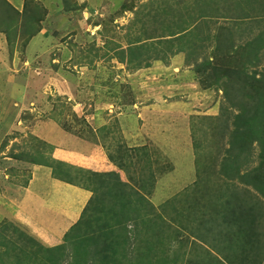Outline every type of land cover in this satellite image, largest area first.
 <instances>
[{
  "label": "rangeland",
  "instance_id": "obj_1",
  "mask_svg": "<svg viewBox=\"0 0 264 264\" xmlns=\"http://www.w3.org/2000/svg\"><path fill=\"white\" fill-rule=\"evenodd\" d=\"M73 1L66 10L60 0H0V251L17 256L0 264L64 255L73 219L53 228L61 203L54 219L33 206L53 193L35 177L46 164L98 193L122 184L123 197L102 203L123 223L138 218L122 264H264V198L240 179L245 167L229 178L241 138L226 136L250 103L264 116L260 96H246L263 76L254 21H264V0ZM256 131L243 139L247 169L258 166ZM99 160L115 171L104 183ZM34 241L61 249L38 257Z\"/></svg>",
  "mask_w": 264,
  "mask_h": 264
},
{
  "label": "trees",
  "instance_id": "obj_2",
  "mask_svg": "<svg viewBox=\"0 0 264 264\" xmlns=\"http://www.w3.org/2000/svg\"><path fill=\"white\" fill-rule=\"evenodd\" d=\"M60 1H61V4L63 5V9L65 8L66 10H68V7H71V6L73 7L76 4V2L73 0H60ZM77 11L78 10H75L74 12H77ZM259 19L260 17H258L256 20L254 18L253 20H255L254 23H257L256 27H258L259 30H261L264 28V21L257 22ZM259 36H258V39H263L262 37H264V32L259 33ZM258 39H255V43L259 41ZM262 47L264 48V44H262ZM257 60L258 59L255 58L253 61H257ZM262 74H263L262 80L260 79L255 80L254 78H252V80H254V86L250 88L251 89L250 91H247V95H246V96L249 95V98L251 99L253 98L251 93H253V94H256V96L259 95L261 98V101H264V70ZM250 104H249V108L246 106V107H243L242 109L246 111V113H249V115L247 116L243 115L244 118L241 121L242 125L238 126L236 122L235 123V125L237 126L236 130L232 131L230 135H226L228 137V140H227L228 143H231V144L241 138L240 145L236 146V150H238V154L235 158L231 159L233 160V167L231 170H229L230 171L229 174L231 175L229 178H234L233 174H236V175L239 174L240 166H242V168L245 167L243 169L247 170L245 172L246 174L243 175V177L240 179H243L246 182V185H250L254 190H256V192L259 193V195H261L264 198V128H263L264 127V116H262V113L254 114L250 112L251 110ZM254 109L257 110L256 106H254ZM263 110H264V104H263ZM240 118H241L240 116L234 117V121L240 120ZM244 125L246 127H250V128H247L246 132H244L245 131ZM257 127L258 128L260 127L259 130H257L258 129ZM254 130L255 131L257 130L256 131L257 136L255 137L254 140H252L251 144L256 143L260 150L257 154L258 166L256 168L247 169L249 168L248 167L249 163H251L250 161L247 163V161L248 159L250 160L251 156H249L250 155L249 153L244 154L242 152V150L245 149L242 147L243 139L245 138V136L246 137L248 136L246 134L255 133ZM230 150L231 148L226 151V154L228 153V156L222 159L220 168L223 165V163L227 162L230 159L229 157L232 155V153H230ZM244 155H246V157L241 159V157ZM101 178L102 179H98L97 182L102 180L101 183H104L105 178L104 179L103 177ZM121 185H122L121 183H118V184L112 183V189L110 188L109 190H104L99 193L96 192L94 189H89V191L92 192L91 200L87 204L89 207L87 206V208L86 207L84 208L77 223H75L69 229V231L65 234L63 238V244H62L63 245L62 251L64 252V255L63 256L58 255V257H61L62 259H60L56 264H63L62 260L67 264H122V262H119L120 255L118 254V249L122 248L123 250V249H126V247L128 246L127 248L129 250V248H132L131 243H136L138 218L137 217H135L134 219L130 218L126 222L123 223L122 221L116 219L118 218L119 214L122 212H118V211L117 212H114V211L105 212L104 208L108 204L106 205L102 204L103 198H106L108 196H111L114 198L120 195V189L121 187H123ZM124 195L125 194H123V191H122L120 198L123 197ZM98 197H101V199ZM230 197H232V195H230ZM94 198L98 206L97 210L92 208L91 206ZM107 217H110V219H115V224L110 225V226L107 225L103 228L101 226H97V223H100V219L105 220ZM80 221H84L87 224V226H90L89 227L90 230H84L85 234L78 237L76 235H72L71 233L74 227L77 226V224ZM132 227L134 229H132L131 231H134V233L130 234V228ZM84 238H90V239L86 240L83 243ZM5 239L7 241V237H5ZM29 240L32 241V239H29ZM8 243H12V242L8 241ZM32 244H34L35 247L37 248L36 252L38 253L37 255L38 257H40L41 254L43 253H46V255L48 253H57V251L61 249L58 247H54L53 249L45 248L43 247L42 244L35 242V241ZM1 247L5 248V244L3 242H0V248ZM124 251L126 255H128V252L126 250ZM16 257L17 256L15 253H8L7 250L0 251L1 263L7 262L8 260L12 262L14 258ZM43 264H48V263L44 262ZM123 264H126V263H123Z\"/></svg>",
  "mask_w": 264,
  "mask_h": 264
},
{
  "label": "crops",
  "instance_id": "obj_3",
  "mask_svg": "<svg viewBox=\"0 0 264 264\" xmlns=\"http://www.w3.org/2000/svg\"><path fill=\"white\" fill-rule=\"evenodd\" d=\"M155 128L158 130L157 133L161 134V132H160L161 128L158 126H156ZM100 129L101 130H107V129H103V127H101V126L96 127V130H100ZM99 163H101L100 167H102V168L95 167L96 172L94 171V173L102 175L101 177H103V179L105 178L107 180V177L109 178V176H111L112 173H115V171L107 172L105 170V167H104V164H105L104 162L102 164V162L99 160ZM46 168H47L46 169L47 171L44 173H41L40 170H37V172H35L36 173L35 177L36 176L37 177L43 176V178H44L43 182L44 183L41 180L40 181L43 184H46L47 186H49L50 191L53 193L51 194V196H47L49 193L48 194L44 193L42 195V196H45L44 198L34 199L33 200L34 201L33 206H35L36 208H38L40 210V214H42V217L45 218L46 216H48V217L50 216V218L51 217L53 218L52 215L54 214V211L56 210V207H57L56 203L58 205V202H60L61 205L59 207H57L60 210V212H57L55 214L54 218L57 220L53 221L52 227L56 228L57 224L69 225L71 223L72 219H73V224H72V226H73L79 220L81 212L83 211L82 207H83L84 203H86V201L92 197V193L89 191L88 187H84L82 184H75L74 182H73L74 183L73 184L70 179L55 178L54 174L51 173L52 169H51L49 164H46ZM86 168H89V167H86ZM77 170H78V174H81L80 173L81 168H80V170L79 169H77ZM106 175H107V177H106ZM40 181L39 180H36V181L33 180L32 182H34L33 183L34 187L37 186V184ZM163 189H165V187L161 186V194L164 195ZM45 190H47V188H45ZM170 192H171V190H170ZM27 196H28V194L26 195V197ZM49 197H53V198H49ZM24 199H22L21 202H23ZM163 204H165V203H163ZM16 211H17V209L15 210V212ZM48 220L51 223L52 220H50V219H48ZM43 222H45V219H44V221L41 222V224H44ZM47 233H49V232H47ZM49 234H50L49 236H51L52 239H56L55 236H57V234H51V232ZM166 249H167V247H166ZM168 251H171V250L167 249V252ZM173 251L176 252L177 249H173Z\"/></svg>",
  "mask_w": 264,
  "mask_h": 264
}]
</instances>
